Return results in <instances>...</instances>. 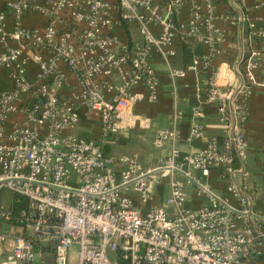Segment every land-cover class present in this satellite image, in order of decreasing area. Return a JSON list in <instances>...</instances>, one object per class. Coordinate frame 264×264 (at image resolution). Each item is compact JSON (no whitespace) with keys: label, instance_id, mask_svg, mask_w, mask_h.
<instances>
[{"label":"built area","instance_id":"obj_1","mask_svg":"<svg viewBox=\"0 0 264 264\" xmlns=\"http://www.w3.org/2000/svg\"><path fill=\"white\" fill-rule=\"evenodd\" d=\"M6 5L16 23L33 11L46 22L41 30L16 27L9 37L18 44L0 50V66L17 70L14 88L0 92V193L27 200L15 221L9 208L0 209V248L9 247L0 264H72L67 258L72 244L78 246L74 264H264V218L251 207L253 184L243 166L246 103L259 49L233 67L214 65L208 76L205 99L216 105L227 130L220 141L214 138L203 150L186 154L174 146L159 166L145 169L122 156L125 168L119 172L104 151L119 130L121 113L142 99L133 91L136 85L146 87L148 101L157 99L152 49L173 54L168 48L179 34L189 45L205 47L187 68L208 66L229 40L228 27L237 17L216 14L213 0L192 1L185 20L178 18L183 0H15ZM114 7L119 20L137 25L140 42L119 40ZM4 20L0 12V42L6 36ZM248 27L250 39L264 37V25ZM23 41L33 49L30 59L38 68L32 81L24 77ZM59 61L75 75L76 85L67 83ZM65 87L68 93L60 94ZM22 94L30 99L17 104ZM74 101L100 111L97 141L70 132L78 120ZM11 113L20 118L7 130L4 121ZM202 135L203 127L195 123L188 140ZM177 136L174 129L160 130L153 144L161 147ZM211 169L227 180V196L216 195L192 175L197 170L205 177ZM176 172L195 183L210 204L188 207L183 185L173 178ZM154 173L170 178L165 203L173 207L171 214L163 206L142 211L126 193L129 187L147 204L155 195L151 184L158 182Z\"/></svg>","mask_w":264,"mask_h":264},{"label":"crops","instance_id":"obj_2","mask_svg":"<svg viewBox=\"0 0 264 264\" xmlns=\"http://www.w3.org/2000/svg\"><path fill=\"white\" fill-rule=\"evenodd\" d=\"M7 1L15 0H0V12L5 14L4 31L6 32L5 40L0 42V50L3 45L16 46L18 44L9 37L16 27L41 30L46 22L45 16L33 11L25 14L16 23L6 5ZM192 1L194 0H183L178 13L179 19L188 18ZM213 2L216 14L227 13L235 15L238 19L236 24L228 27L229 40L220 47L210 65L203 66L199 63L196 70L187 67L194 58L205 52V47L199 43L186 45L178 34L168 48L173 54H164L162 51L152 49L150 61L159 79L157 99L148 101L146 87L143 84L136 85L133 91L142 95V99L121 113L118 120L119 130L107 140L104 151L112 159L113 169L119 172L125 168L119 160L122 156L132 159L142 169H145L159 166L174 146L182 154H186L203 150L214 138L221 140L227 135V130L223 127L216 105L205 99L206 81L214 65L224 64L233 67L240 58L248 56L251 49L257 48L261 51V55L259 65L253 70L251 93L246 103L244 132L248 149L243 166L253 184V191L250 195L251 207L264 218V37L250 39L248 27L249 23H254L255 27L264 25V0H213ZM112 12L115 20V33L119 40L129 43L140 42L141 35L137 25L119 20L117 7H114ZM216 23L223 25L220 20ZM66 24L61 26L66 28ZM153 32L157 33L158 28L155 27ZM21 46L22 58H26L24 77L32 81L38 71L37 65L30 59L33 49L27 41L21 42ZM58 67L64 73L67 83L70 86L76 85L75 75L66 69L62 61L58 62ZM173 70H184L185 74L181 77L172 76ZM16 76L17 70L13 66H0V92L13 89ZM67 91L65 87L59 90V93L66 94ZM29 99L28 94H22L16 103L20 104ZM74 102L78 120L70 132L76 136L97 141L101 134L100 111L86 109L78 101ZM194 109L200 110L202 114L195 115ZM18 118L20 116L16 113L9 114L4 121L5 129L9 130ZM195 123L203 127V135L200 138L188 140L190 127ZM171 129L178 132L175 140H168L161 147L153 144L158 131ZM152 175V179H157L158 182L151 184L155 195L147 204H143L138 194L129 187L126 188V193L142 211L148 207L163 206L167 213H173V207L165 203L169 194L170 178H160L156 173ZM192 175L200 179L203 184L209 185L210 190L216 195L227 196V180L221 177L217 169H211L205 177H201L197 170H193ZM173 178L183 185L188 207L199 208L210 204V199L198 192L195 183H189L178 172L173 174ZM8 248V246L0 248V262L6 259Z\"/></svg>","mask_w":264,"mask_h":264},{"label":"rangeland","instance_id":"obj_3","mask_svg":"<svg viewBox=\"0 0 264 264\" xmlns=\"http://www.w3.org/2000/svg\"><path fill=\"white\" fill-rule=\"evenodd\" d=\"M13 194L9 191H2L0 193V209L6 210L9 208L12 201ZM78 246L72 244L68 247L67 258L72 264L77 261Z\"/></svg>","mask_w":264,"mask_h":264},{"label":"trees","instance_id":"obj_4","mask_svg":"<svg viewBox=\"0 0 264 264\" xmlns=\"http://www.w3.org/2000/svg\"><path fill=\"white\" fill-rule=\"evenodd\" d=\"M186 45H188V42L184 41ZM220 141V139H218ZM27 205V200L24 197L14 195L12 197L11 204L9 206V211L12 220H17L20 210Z\"/></svg>","mask_w":264,"mask_h":264}]
</instances>
